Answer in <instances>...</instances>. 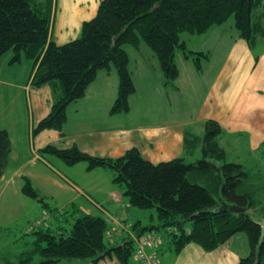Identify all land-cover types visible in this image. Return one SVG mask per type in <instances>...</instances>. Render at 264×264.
<instances>
[{
	"label": "trees",
	"instance_id": "16d2710c",
	"mask_svg": "<svg viewBox=\"0 0 264 264\" xmlns=\"http://www.w3.org/2000/svg\"><path fill=\"white\" fill-rule=\"evenodd\" d=\"M53 8L51 0H0V59L11 51L10 63H18L20 58L30 60L34 68L31 86L49 85L52 89L50 111L32 128V136L45 130L61 132L67 105L84 96L98 71L111 67L117 73L118 88L109 113L128 112V98L135 87L128 70L126 46L138 49L144 45L150 49L165 85H174L178 77L177 53L185 59L195 55L190 60L197 71L201 60L207 59L206 53L186 49L179 38L181 32L202 35L233 17L238 36L249 47L257 42L264 45L263 0H100L94 17L82 23L79 36L61 45L51 39ZM221 134L220 124L211 119L201 124L200 134L186 126L182 154L156 164L146 160L137 148L113 159L89 155L75 146L59 149L46 145L40 153L54 155L67 165L83 161L88 171L111 169L112 182L127 197L129 207L155 211V224L143 226L139 219L130 224V231L138 237L154 234L153 228H166L169 248L178 254L189 243L209 252L235 233L244 232L250 252L238 264H264L262 225L248 214L258 206L253 197L259 192L258 182L242 163L226 162V151L219 144ZM10 145L7 131L0 128V178ZM199 146L201 159L187 162L186 158L194 156ZM260 150L264 153V144ZM21 191L38 197L27 180ZM229 206L246 211L233 213ZM77 214L69 229L59 226L53 231H32L33 247L17 257L20 262H30L35 254L39 264L63 260L96 264L106 258L117 264H133L134 242L127 233L109 239L105 217ZM60 231L68 237L60 235ZM119 237L121 241L114 243Z\"/></svg>",
	"mask_w": 264,
	"mask_h": 264
},
{
	"label": "crops",
	"instance_id": "0c3cea01",
	"mask_svg": "<svg viewBox=\"0 0 264 264\" xmlns=\"http://www.w3.org/2000/svg\"><path fill=\"white\" fill-rule=\"evenodd\" d=\"M99 1L54 0L51 39L61 45L77 38L82 23L94 17ZM220 27L222 25L212 28L219 29ZM227 37L231 41L232 48H223L221 52L208 46L207 59H202L208 64V67L214 69V75L211 78L207 77L203 67L201 71H197L193 66H188V59H185L181 53H177L175 63L177 69L179 65L182 66V75L178 69V77L174 85H165L164 77L163 79L157 78L158 85L153 87L150 96L145 97V107L134 114H131L130 111L136 104L132 103V95L137 94V88L133 81L135 71L140 68L142 74H138V78L148 80L153 76L148 77L143 72L147 69L148 73H154L159 65L157 66L154 60L153 62L138 61V58L142 57L139 53H143L147 57L146 50L141 48L143 45L138 49H127L128 70L135 87V92L128 98V112L109 113L117 95L118 76L113 67L108 70H100L94 81L86 88L84 96L72 102L76 104L73 105L77 113L81 107V119L73 121L74 126L70 121L68 123L66 121L61 132L45 130L39 133L35 140L38 148L41 149L46 145H52L59 149L75 146L89 155L112 159L121 156L130 148H137L146 160L156 164L182 154L183 131L186 126H195V133L200 134L201 124L205 120L211 119L220 124L222 135L229 142L232 141V138L238 140L239 145L244 142L250 155L261 151L260 148L264 144V45L257 42L260 46L255 44L249 47L247 42L238 36L237 31L231 30ZM183 43L185 45L184 41ZM208 44L209 40L206 38L203 45ZM199 52L205 53L202 50ZM11 55L12 53L8 52L0 59V85L6 86L7 90L20 88L22 92L23 90L24 92L28 91L34 109L31 110L27 123L23 124L22 131L27 134L28 138L30 136L33 139L32 128L50 111L52 89L49 85L39 88L28 85L34 69L32 62L20 58L18 63H10ZM212 61L214 66L209 64ZM180 77L185 78L189 86L180 83ZM137 97L141 100V94H137ZM178 98H184L187 102L195 99L199 102L200 107L185 108L187 111L184 116L171 119L168 111L175 105L171 99L178 100ZM80 100L81 103L78 105ZM102 104L106 105L105 114L104 112L99 113V107ZM162 106H165L168 111H161L165 117L159 120L157 117ZM182 112H184V106ZM141 115L146 120L139 122L137 119ZM134 119H136L135 122ZM0 128L7 131L12 144L9 129L1 125ZM96 186L99 193L106 197L105 203L121 202L119 189H108V187L102 189L99 184ZM88 188L91 189V187ZM71 189L81 195V188ZM85 198L88 203L94 202L95 208L99 212L101 211L98 208L101 207L105 211L101 212L105 218L108 217L113 222L123 221L103 205L95 202L94 199ZM126 206L128 207V204ZM79 211L83 214H90L89 210L78 208V213ZM121 239V237L115 238L117 243ZM164 243L165 241L163 245ZM167 246L170 245L167 243ZM171 251L170 249L171 264H235V257L230 251H227L228 254H218V248L212 252H204L195 244H187L178 254ZM242 257L245 255H239L237 262ZM96 264L117 263L113 259L106 258Z\"/></svg>",
	"mask_w": 264,
	"mask_h": 264
},
{
	"label": "rangeland",
	"instance_id": "374dc122",
	"mask_svg": "<svg viewBox=\"0 0 264 264\" xmlns=\"http://www.w3.org/2000/svg\"><path fill=\"white\" fill-rule=\"evenodd\" d=\"M54 4V0H51V5ZM231 30L236 32L233 17H229L219 29H208L207 33L202 35H191L187 32H181L179 38L185 42L186 49L194 52L202 50L206 53L209 49L208 46L215 51L222 52L223 48H232L230 45L231 41L227 37V34H230ZM206 38L209 40V44L203 45L206 42ZM256 46H260V44L257 43ZM126 48L131 50L129 46H126ZM141 48L146 50L147 57L143 53H139L142 57L138 58V61L147 60L153 62L154 60L158 66L159 64L154 53L144 45ZM193 56H189V58L191 59ZM190 59L187 60L188 66L195 68L194 63ZM209 64L215 65L213 61ZM200 65V71L203 67L208 78L214 75V69L208 67L205 61L201 60ZM21 68L24 69V67ZM158 68L156 67V72L154 73H148L147 69L143 72L148 77L153 76V78L148 80H140L138 78L137 75L142 74L140 68L135 71L133 81L137 88V94H141V100L138 99L137 94L132 95V103L136 104L134 109L130 111L131 114L139 112V109L145 107V97L150 96L149 94L153 87L158 85L157 78L163 79L162 72ZM178 69L180 70V75H182V66L179 65ZM12 77H15V75H12ZM180 78V83L189 86L185 78ZM171 100L175 102L174 107L168 111L165 109V106H162L163 108L160 109L157 117L159 120L165 117L164 111L169 112L171 119H176L179 116H184L188 108L194 107L196 109L200 107L199 102L195 99H192L191 102H187L184 98ZM80 103L81 100L78 105ZM73 104L67 105L69 107L65 109V114L67 123L70 121L71 125L74 126L75 123L72 122L81 119V107H79L80 110L77 113L74 107L76 104ZM183 106L184 112H182ZM32 109H34V105L33 101L29 99L28 91L24 92L23 90L22 92L20 88L7 90L6 86L0 85V125L6 126L9 129L12 141L6 166L0 178V264H6L7 262H12L13 264H39L40 258L35 254L28 263L20 262V257L17 258L20 254L29 251L33 247L32 242L35 239V235L32 231H36L39 228L45 230L49 228L53 231L59 226L69 229L74 221V217L78 215V208L89 210L88 213L90 214L105 217L95 208V203H88L85 197L89 200L94 199L95 202L103 205L109 212L129 225L137 219L142 221L143 226L156 223L155 211L153 209L127 207L128 199L122 193L121 202L113 204L110 202L105 203L106 197H103L99 193L97 184L102 186V189H107L108 187V189L115 188L120 190V187L112 182L111 169L97 168L94 169L95 171H88L86 169L87 165L83 161L67 165L54 155L41 154L35 141L37 140V135H33V139H31L30 136L28 138L27 134L22 131L23 124L27 123ZM105 109L106 105L102 104L99 107V113L104 112L105 114ZM137 120L139 122L145 121L146 118L141 115ZM135 121L136 119H134ZM192 127L195 133V126ZM219 139L220 146L227 154L226 162L242 163L250 175H253V180L257 179L256 182L258 184H256V187L259 192L253 197L258 206L249 210L248 213L251 219L262 225V232L264 233V153L257 152L250 155L244 142L242 145H239L238 140L232 138L231 144L222 134L219 135ZM201 157V147L199 146L194 156L186 158V161H194L201 159ZM25 180L29 181L31 187L37 192V198H32L22 193L21 188ZM88 187H91V189ZM71 188H81V195H78ZM73 209H76V211L72 213ZM151 215L154 218L153 220H150ZM44 218L45 220H43ZM38 222L40 226L37 225ZM151 232H159L165 236L162 238V241H165L163 247L155 253L156 263L171 264L172 260L169 258L171 256L169 253L170 249L166 243L168 238L166 228H153ZM105 241H107L106 238ZM114 243H117V241L115 240ZM201 250L204 251L203 249ZM218 250V254H228L227 251H230L235 257V264H238L237 257L239 255L246 256L250 252L248 240L244 232L235 233L227 242L220 245ZM131 262L138 264L135 261L134 254L131 257ZM57 264H87V262L84 260H63Z\"/></svg>",
	"mask_w": 264,
	"mask_h": 264
},
{
	"label": "built area",
	"instance_id": "2783aa9c",
	"mask_svg": "<svg viewBox=\"0 0 264 264\" xmlns=\"http://www.w3.org/2000/svg\"><path fill=\"white\" fill-rule=\"evenodd\" d=\"M39 222L37 223V225ZM119 230L111 229L107 236L111 237L118 233ZM162 241L159 234L145 235L135 239V257L139 264H157L155 257V248H157Z\"/></svg>",
	"mask_w": 264,
	"mask_h": 264
},
{
	"label": "water",
	"instance_id": "95a60500",
	"mask_svg": "<svg viewBox=\"0 0 264 264\" xmlns=\"http://www.w3.org/2000/svg\"><path fill=\"white\" fill-rule=\"evenodd\" d=\"M228 210L233 213H244L246 211V208L239 207V206H229ZM59 234L65 237H68V234L65 232H60Z\"/></svg>",
	"mask_w": 264,
	"mask_h": 264
}]
</instances>
